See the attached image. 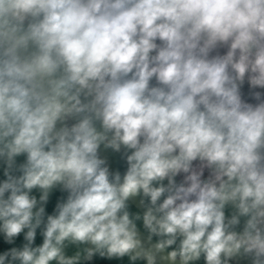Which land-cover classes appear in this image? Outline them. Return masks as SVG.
<instances>
[{"label":"clouds","instance_id":"1","mask_svg":"<svg viewBox=\"0 0 264 264\" xmlns=\"http://www.w3.org/2000/svg\"><path fill=\"white\" fill-rule=\"evenodd\" d=\"M102 262L264 264V0H0V264Z\"/></svg>","mask_w":264,"mask_h":264},{"label":"water","instance_id":"2","mask_svg":"<svg viewBox=\"0 0 264 264\" xmlns=\"http://www.w3.org/2000/svg\"><path fill=\"white\" fill-rule=\"evenodd\" d=\"M102 155H106L109 157L113 168H120L121 170H123V161H121L116 154H113L111 152H102ZM133 206L135 207V204H133Z\"/></svg>","mask_w":264,"mask_h":264},{"label":"rangeland","instance_id":"3","mask_svg":"<svg viewBox=\"0 0 264 264\" xmlns=\"http://www.w3.org/2000/svg\"><path fill=\"white\" fill-rule=\"evenodd\" d=\"M102 264H117V262H102Z\"/></svg>","mask_w":264,"mask_h":264}]
</instances>
